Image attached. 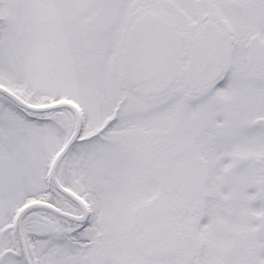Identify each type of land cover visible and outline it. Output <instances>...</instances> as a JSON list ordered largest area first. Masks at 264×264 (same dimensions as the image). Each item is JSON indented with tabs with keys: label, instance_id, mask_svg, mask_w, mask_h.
Wrapping results in <instances>:
<instances>
[{
	"label": "snow or ice",
	"instance_id": "snow-or-ice-1",
	"mask_svg": "<svg viewBox=\"0 0 264 264\" xmlns=\"http://www.w3.org/2000/svg\"><path fill=\"white\" fill-rule=\"evenodd\" d=\"M0 264H264V0H0Z\"/></svg>",
	"mask_w": 264,
	"mask_h": 264
}]
</instances>
